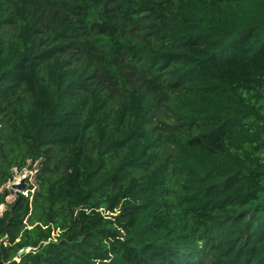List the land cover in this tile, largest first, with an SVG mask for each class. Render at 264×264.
<instances>
[{"label": "trees", "instance_id": "obj_1", "mask_svg": "<svg viewBox=\"0 0 264 264\" xmlns=\"http://www.w3.org/2000/svg\"><path fill=\"white\" fill-rule=\"evenodd\" d=\"M1 187L0 264H264V0H0Z\"/></svg>", "mask_w": 264, "mask_h": 264}, {"label": "rangeland", "instance_id": "obj_2", "mask_svg": "<svg viewBox=\"0 0 264 264\" xmlns=\"http://www.w3.org/2000/svg\"><path fill=\"white\" fill-rule=\"evenodd\" d=\"M35 173H36V170H32L31 171L30 169L25 168L23 170V172H17L14 181H12L10 183L8 182L7 185H6V187H9V188L13 189L14 191H17L16 189H14L12 187L13 182H19L24 176H26V180H25V182H26V188L23 189V190H20V191H22V192H24V193L27 194L28 193L29 184H35ZM2 189H3V187L0 188V191ZM15 198H16V194H13V193L7 196L6 203L0 205V214L3 213V211L9 206V204Z\"/></svg>", "mask_w": 264, "mask_h": 264}, {"label": "water", "instance_id": "obj_3", "mask_svg": "<svg viewBox=\"0 0 264 264\" xmlns=\"http://www.w3.org/2000/svg\"><path fill=\"white\" fill-rule=\"evenodd\" d=\"M26 176H24L19 182H13L12 187L16 189L17 191L23 190L26 188ZM31 250L30 246L24 247L22 250H20L19 255L24 254L25 252H28Z\"/></svg>", "mask_w": 264, "mask_h": 264}]
</instances>
